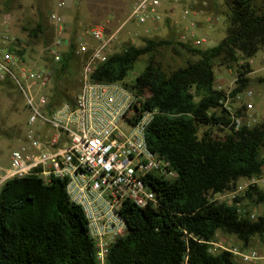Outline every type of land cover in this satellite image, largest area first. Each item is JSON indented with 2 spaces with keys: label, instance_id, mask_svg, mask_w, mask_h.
Listing matches in <instances>:
<instances>
[{
  "label": "trees",
  "instance_id": "obj_1",
  "mask_svg": "<svg viewBox=\"0 0 264 264\" xmlns=\"http://www.w3.org/2000/svg\"><path fill=\"white\" fill-rule=\"evenodd\" d=\"M226 37L207 50L180 43L196 57L167 75L156 64L153 52L164 42L147 41L112 54L93 76L97 83H123L142 102L137 123L144 112H155L146 129L150 150L169 160L178 177L156 180L151 188L158 204L139 208L126 202L121 212L127 234L113 244L108 264H240L229 252L211 254L207 242L218 233L235 236L247 249L257 236H264V216L252 220L238 207L209 201L210 193L234 190L244 178L264 169V120L230 131L223 139L200 127L228 125L226 115L217 114L223 90L216 88L215 65L235 69L233 97L249 85L251 61L264 51V9L256 0H230ZM43 30L40 25L31 31ZM150 58L132 84L126 82L136 63ZM76 46L53 70L52 109L72 98L59 83L72 75ZM52 84V85H53ZM17 88V87H16ZM78 92V91H77ZM240 113V112H239ZM246 199L264 203V192L252 188ZM0 264H98L95 244L81 206L66 193V182L38 175L12 178L0 188Z\"/></svg>",
  "mask_w": 264,
  "mask_h": 264
},
{
  "label": "built area",
  "instance_id": "obj_2",
  "mask_svg": "<svg viewBox=\"0 0 264 264\" xmlns=\"http://www.w3.org/2000/svg\"><path fill=\"white\" fill-rule=\"evenodd\" d=\"M163 8L164 0H139L127 21L159 24L164 21ZM50 20L56 31L62 33L63 18L54 12ZM191 27L180 40L201 48L207 39L198 37L195 23ZM120 31L107 34L98 26L88 32L96 45L90 47L79 41L76 53L84 58L80 89L70 101L52 111L53 70L22 66L12 54L0 56V82L10 79L15 83L28 112L24 137L11 153L9 168L4 169L0 155V188L12 178L34 174L46 182L52 178L64 180L68 197L84 211L98 264H108L113 244L128 232L121 215L125 203L139 208L155 207L158 197L151 185L156 180L178 177L172 163L148 147L146 129L155 112H144L137 123H132L148 95H138L121 82L93 81L98 68L112 55ZM65 46L61 37L48 46L54 64L62 63ZM231 92H225L220 100L229 124L220 123L216 127L239 131L249 124L245 123L244 113L234 109L232 101L241 103L252 116L254 105L246 102L245 96L249 98L253 92L235 97ZM252 188L264 192V169L258 176L241 179L234 190L210 193L208 198L211 203L236 206L241 214H248L246 194ZM249 216L252 220L257 217L251 212ZM207 244L211 254L229 252L240 264H257L263 259L257 251L227 245L217 236ZM184 264H190L188 258Z\"/></svg>",
  "mask_w": 264,
  "mask_h": 264
},
{
  "label": "rangeland",
  "instance_id": "obj_3",
  "mask_svg": "<svg viewBox=\"0 0 264 264\" xmlns=\"http://www.w3.org/2000/svg\"><path fill=\"white\" fill-rule=\"evenodd\" d=\"M139 0H0V56L15 55L22 66H31L35 69L57 67L48 54V46L57 38L70 40L71 45L63 49L64 55L72 45L76 46L80 40L90 47L96 45L88 32L95 27H103L107 34L121 30L118 41L113 45L111 52L117 54L123 52L128 46L143 47L147 41L164 42L154 52L156 64L160 65L167 75L173 71L185 67L190 60L197 58L188 54L179 45L180 36L188 30L192 24H196V32L200 39H207L201 48L207 50L217 46L225 37L228 27L227 15L230 12V0H201L198 5L202 7L200 17L184 15L180 7L175 17H167L159 24L149 23L139 25L135 21H127L132 8ZM207 1V5L202 3ZM167 0H164V5ZM256 6L264 9V0H256ZM59 14L63 20V31L58 33L50 20L52 13ZM200 21H204L205 27L200 28ZM41 26L43 32L37 35L31 31ZM202 25V24H201ZM150 29L147 33L143 30ZM191 46V45H190ZM150 55L142 57L127 77L126 82L132 84L135 78L144 70ZM84 58L75 56L72 63V75L59 83L69 96L80 89ZM253 69L249 76V85L244 90L252 91L251 97L245 96L246 102H251L254 109L252 116L246 112V108L236 100L232 101L235 110L244 113L245 123L255 126L264 120V51H260L251 62ZM216 88L222 87L224 92H231L236 87L237 73L235 69L215 65ZM15 83L7 79L0 82V155L3 159L2 166L6 167L10 162L13 150L24 137L25 124L28 112L22 94ZM54 84L50 91L52 94ZM146 95H149L148 93ZM145 95V96H146ZM217 114H223V110H214ZM130 129L128 125H125ZM208 131L214 138L223 139L230 131L218 127H200V137ZM247 209L257 217L264 216V203H246ZM217 238L223 243L242 247V243L232 235L218 233ZM249 249L257 251L263 257L257 264H264V236L255 237Z\"/></svg>",
  "mask_w": 264,
  "mask_h": 264
},
{
  "label": "crops",
  "instance_id": "obj_4",
  "mask_svg": "<svg viewBox=\"0 0 264 264\" xmlns=\"http://www.w3.org/2000/svg\"><path fill=\"white\" fill-rule=\"evenodd\" d=\"M200 2H201V0H167L166 4L164 5L163 11L167 17L172 18V17H175V14H177L178 9L180 7H183V10H181V11L184 15H188V16L191 15L195 19H197L200 17V14L202 13V9H201L202 7L198 8V5ZM207 3H208L207 1H204L202 4L204 6H206ZM201 27H205L204 21H202V22L200 21V28ZM143 31L148 33L150 31V29H145ZM65 41H66L67 46H65L63 49L70 47V45H71L70 40H65ZM55 65H57V64H55ZM9 167H10V162L7 163L6 167H4V169H7Z\"/></svg>",
  "mask_w": 264,
  "mask_h": 264
}]
</instances>
